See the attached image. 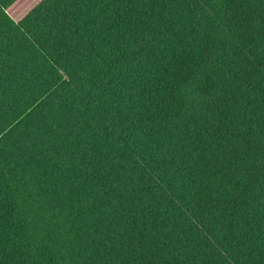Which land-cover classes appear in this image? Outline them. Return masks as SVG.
Wrapping results in <instances>:
<instances>
[{
  "label": "trees",
  "instance_id": "16d2710c",
  "mask_svg": "<svg viewBox=\"0 0 264 264\" xmlns=\"http://www.w3.org/2000/svg\"><path fill=\"white\" fill-rule=\"evenodd\" d=\"M0 264H264V0H0Z\"/></svg>",
  "mask_w": 264,
  "mask_h": 264
}]
</instances>
